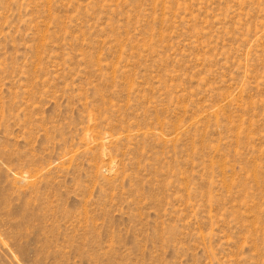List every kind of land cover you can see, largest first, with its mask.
I'll use <instances>...</instances> for the list:
<instances>
[{
  "label": "rangeland",
  "instance_id": "1",
  "mask_svg": "<svg viewBox=\"0 0 264 264\" xmlns=\"http://www.w3.org/2000/svg\"><path fill=\"white\" fill-rule=\"evenodd\" d=\"M0 264H264V0H0Z\"/></svg>",
  "mask_w": 264,
  "mask_h": 264
}]
</instances>
